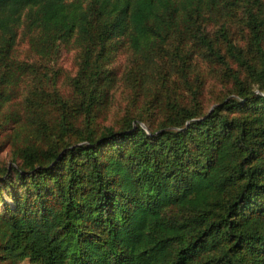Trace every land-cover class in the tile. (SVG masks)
Masks as SVG:
<instances>
[{
    "label": "trees",
    "instance_id": "16d2710c",
    "mask_svg": "<svg viewBox=\"0 0 264 264\" xmlns=\"http://www.w3.org/2000/svg\"><path fill=\"white\" fill-rule=\"evenodd\" d=\"M0 264H264V0H0Z\"/></svg>",
    "mask_w": 264,
    "mask_h": 264
},
{
    "label": "rangeland",
    "instance_id": "374dc122",
    "mask_svg": "<svg viewBox=\"0 0 264 264\" xmlns=\"http://www.w3.org/2000/svg\"><path fill=\"white\" fill-rule=\"evenodd\" d=\"M23 26V25H22ZM24 28L21 27L19 30V38L15 49V54L19 59H27L30 55L29 38L28 35H23ZM78 50L76 47L69 45H61L58 50V54L55 62V69H60V77L58 78L57 84L63 89L65 83L68 82L69 78L73 77L78 69ZM126 55L124 52H120L117 56L114 66L120 70L121 64L125 61ZM123 94L121 89L117 91L116 98L111 110V114L118 115L123 108V97L119 94ZM110 117H113L111 116ZM109 120H107L108 122Z\"/></svg>",
    "mask_w": 264,
    "mask_h": 264
}]
</instances>
